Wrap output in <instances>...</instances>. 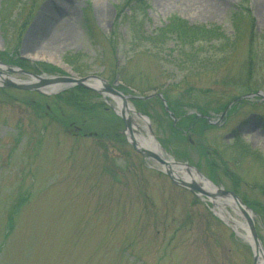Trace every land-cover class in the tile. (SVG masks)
Instances as JSON below:
<instances>
[{
	"label": "rangeland",
	"instance_id": "374dc122",
	"mask_svg": "<svg viewBox=\"0 0 264 264\" xmlns=\"http://www.w3.org/2000/svg\"><path fill=\"white\" fill-rule=\"evenodd\" d=\"M126 1L65 0L64 11L61 0H36L31 26L21 31V10L31 0H0V54L16 52L31 73L47 64L62 71L47 76H69L65 71L70 69L76 77L103 78L125 95L167 94L191 114L198 111L195 107L214 108L243 93V88L228 85V78L250 67L251 32L253 78L264 93V0H227L215 15L181 0H146L148 11L139 21L149 35L177 16L195 26H219L231 38L226 50L223 42L189 48L204 66L184 64L186 57L174 41L161 48L132 42L128 27L118 22V7ZM236 16L254 18V31L243 22L236 33ZM0 62L7 64L2 57ZM39 100L36 92L0 88V264L254 263L250 246L211 206L174 185L156 163L134 151L120 133L123 122L99 94L90 101L103 103L99 112L62 105L39 116L27 104ZM46 101L53 105L52 98ZM130 104L143 113L134 101ZM147 110L158 142L175 161L206 173L208 160L200 150L204 145L211 161L227 165L235 179H244L240 196L254 211L264 247V194L255 187L264 185V169L253 155L234 158L231 149L241 140L264 159V99L257 97L224 117L208 110L216 126L204 135L185 128V139L173 135L159 101ZM71 122L78 127L85 123L81 136ZM214 181L226 189L234 184L221 170ZM22 197L25 206L15 212L14 232L5 241L8 217ZM228 212L237 217L232 209Z\"/></svg>",
	"mask_w": 264,
	"mask_h": 264
},
{
	"label": "trees",
	"instance_id": "16d2710c",
	"mask_svg": "<svg viewBox=\"0 0 264 264\" xmlns=\"http://www.w3.org/2000/svg\"><path fill=\"white\" fill-rule=\"evenodd\" d=\"M36 0H31L30 3H26L24 8L21 10V22H20V30L23 31L27 26H29L31 21V14L33 11V8L35 7ZM119 9V25L124 24L128 27V31L130 34V38L132 42L136 44H148L150 46L161 48L166 47V45L169 44L170 41H174L176 45V49L179 51V53L183 56H185V60L183 61L186 65H198V66H204V61L200 60L199 57L194 58V55L190 52L191 47H195L197 45H204V44H216L217 42H225L223 45L222 43V49L226 50L227 47H229L231 38L225 35L223 33L221 27L219 26H213L212 28H208L205 26H195L189 24L187 21L177 17L172 16L168 23L159 29L154 34H148L147 31L141 29V22L139 19L145 15L148 11V4L146 0H127L125 4L121 7H118ZM127 10L129 13H127ZM87 22L91 21L90 18H87ZM243 22H248V26L250 31H254L255 28V19L251 18L250 16L242 17V18H235L234 21V29L236 33L240 31L241 24ZM86 30L90 35H92V28L91 24L87 23L85 25ZM23 29V30H22ZM21 31L19 32V36H21ZM264 40V36L260 37ZM250 45H249V66L247 69V72L243 73L241 76H229L228 82L230 86H238L240 89L243 88V93L238 96H233L229 99L227 103H224L222 105H218L214 108L211 107H195L198 111L196 113L190 114L185 109V106L183 107L181 102L179 100L171 101L169 96L165 94V98L168 100L169 106L171 108V111L175 114L177 118H179V121L176 126L173 125V121L170 119V122L172 123V132L173 135H176V137H179L180 139H185L183 136V130L186 128L192 129L193 131L199 132L201 135L205 134L208 130H210L212 125L209 124L206 117L209 116L208 110H213L214 113L221 114L226 107L229 105L230 102H232L235 99H238L242 96L249 95V94H256L260 91L262 86H258V83L253 78L252 68L253 64L255 63V49H254V40L255 36L253 33L250 32ZM175 50V49H174ZM173 50V51H174ZM0 57H2L3 61L9 65L21 67L22 69L28 70L26 61H22L21 58L17 55L16 52L13 51H7L2 54H0ZM68 64L74 66V61H72L69 57L65 60ZM222 66V65H221ZM219 66V68H221ZM38 69L42 71L36 70V73H49L52 74L54 72L61 73L59 69H56L54 67H51L47 64H39L37 67ZM8 92L6 90H3V92ZM40 100L36 102H28L27 104L31 106L33 109L36 110V113L40 116L42 115H49V108L50 106L51 111H55L54 107L59 109L60 106H68L71 108H75L79 112H99L98 110L103 106L102 103L97 102H90L92 99L97 97V95L91 91H88L83 88H77L69 93H64L61 95H58L56 97H53V105L47 104L46 99L47 97L40 95ZM153 101L148 102H136V106L138 109H140L142 112L150 116L152 115L148 112L147 108L151 107ZM253 101H247V100H240L238 103L233 105V107L230 109L229 114L233 112V110L240 108L242 105L252 104ZM164 114L168 116L166 112ZM192 131V132H193ZM193 147V146H191ZM233 150V156L234 158H240V157H247L250 155H253L259 162V166L264 169V159L263 157L254 152L250 147H248L246 144H243L241 140L234 143V145L231 147ZM201 154L204 159H206V163L208 165V169L206 172V175L211 178L212 180L215 179L216 172L221 170L224 172L226 177H229L233 180L234 184L232 186V190L235 191L237 194L241 195L239 192L241 183H244V179L241 177L235 176L236 179L229 173V169L227 165L223 167L221 164L216 163L215 161H211L209 158L211 156L210 153L206 150V147L204 145L200 146ZM218 155V153L216 152ZM233 158V159H234ZM264 174V173H263ZM241 178V179H240ZM264 179V177H263ZM242 180V181H241ZM246 182V181H245ZM255 187L258 188L263 194H264V185H257L255 184ZM25 197H22L19 199V202L15 204L14 212L8 217V220L5 226V231L3 233V240H7L12 233L14 232L15 227V221H14V215L17 210H21L25 204H24ZM243 201L250 205L244 197H242ZM264 211V208H262ZM3 248V243L0 241V250Z\"/></svg>",
	"mask_w": 264,
	"mask_h": 264
},
{
	"label": "water",
	"instance_id": "95a60500",
	"mask_svg": "<svg viewBox=\"0 0 264 264\" xmlns=\"http://www.w3.org/2000/svg\"><path fill=\"white\" fill-rule=\"evenodd\" d=\"M65 72L69 74V76L36 75L20 68L10 67L0 62V88L34 91L44 95H57L70 88L80 86L88 90L95 91L103 97L110 98L115 102L120 100L122 107L119 108L120 111L118 115L122 118L126 128L124 135L127 137L128 142L133 146L135 151L144 156L146 159L156 163L160 167L161 171L165 173L175 185L195 193L198 197L210 203L214 213H216L217 205L226 204L228 202L231 203L230 206L232 207V211L234 213H236L235 211H240L246 219L250 238L248 241H244L253 251L254 264L259 263L260 257H264V248L253 219L254 212L238 197L237 194L232 191H228L223 187L219 188L215 186L196 168L192 167L188 163L177 162L174 158L166 154L157 141L149 118L141 113H138L129 102L138 98L125 96L115 88V85H110L106 80L100 77L88 76L81 78L76 77L77 75H75L70 69ZM11 74L23 75L27 77L28 80H19ZM153 97L154 95H151L140 99L149 100ZM158 97L162 99L166 111L170 113L173 119H175L174 114L170 112V109L165 100L162 98V95H159ZM248 97H260L264 99V94L260 92L256 95H250ZM232 105L233 103L229 106V108ZM228 109H226L222 117L226 114ZM136 120H140L144 126H139L136 123ZM218 217L230 226L228 221L222 219L219 215ZM235 232L238 237L242 238L236 230Z\"/></svg>",
	"mask_w": 264,
	"mask_h": 264
},
{
	"label": "bare ground",
	"instance_id": "6f19581e",
	"mask_svg": "<svg viewBox=\"0 0 264 264\" xmlns=\"http://www.w3.org/2000/svg\"><path fill=\"white\" fill-rule=\"evenodd\" d=\"M62 2V9L64 11L68 8V3L65 2V0H61ZM183 1L184 5H188L189 7L197 9L200 13L207 14V15H215L218 12H220L221 5L227 1V0H181ZM46 57V56H45ZM53 58V57H50ZM118 105L122 107V103L120 100H117ZM150 145V144H149ZM231 203L221 204L216 206V212L217 214L223 218L224 220L228 221L233 228L237 230V232L241 235V237L248 241L249 233L247 229L246 219L244 218L243 214L240 211H235L237 217H240L243 219V221H240L239 218L233 217L230 212H228V209L232 207L230 206ZM258 264H264V257L261 256L259 259Z\"/></svg>",
	"mask_w": 264,
	"mask_h": 264
},
{
	"label": "flooded vegetation",
	"instance_id": "af4514ba",
	"mask_svg": "<svg viewBox=\"0 0 264 264\" xmlns=\"http://www.w3.org/2000/svg\"><path fill=\"white\" fill-rule=\"evenodd\" d=\"M72 124H74V123H72ZM81 131H78V134L80 133ZM75 135V134H74Z\"/></svg>",
	"mask_w": 264,
	"mask_h": 264
}]
</instances>
